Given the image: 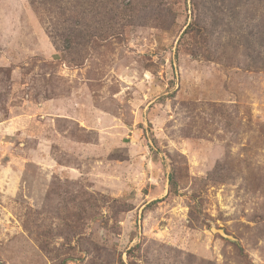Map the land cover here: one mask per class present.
<instances>
[{"label":"rangeland","instance_id":"obj_1","mask_svg":"<svg viewBox=\"0 0 264 264\" xmlns=\"http://www.w3.org/2000/svg\"><path fill=\"white\" fill-rule=\"evenodd\" d=\"M133 1L0 0V264H264V0Z\"/></svg>","mask_w":264,"mask_h":264},{"label":"trees","instance_id":"obj_2","mask_svg":"<svg viewBox=\"0 0 264 264\" xmlns=\"http://www.w3.org/2000/svg\"><path fill=\"white\" fill-rule=\"evenodd\" d=\"M64 1L65 0H30V3L35 11V13L37 14V16L41 19L42 22H49V24L51 25L52 28L57 29L59 27H61L60 25L55 26L53 24V22H67V17L68 15L72 14V12L75 11L74 5H80L82 4V7L85 8V10L80 11L81 15L84 14H90L93 10L92 8V4L94 0H68L71 2V4H73L71 7L72 8H66L64 6ZM100 3H102V6L107 7V9L110 10H116L117 12H120V10H118V6H122V7H126L128 8V6L131 8L132 7V3L134 2L133 0H98ZM259 1V0H258ZM149 5L155 4L156 7L159 10V14L155 13L153 14L154 19H156V21H160V14L161 11H166V13L169 11L170 9V5L172 4V6L174 5V0H149ZM193 2V0H192ZM109 3V4H108ZM238 5L235 4L233 5V8L237 7ZM231 8V9H233ZM87 9V10H86ZM199 15H196L195 13V17H193V22H203L199 17ZM82 17V16H81ZM172 18L175 17L174 13L171 16ZM84 18V17H82ZM49 26V25H48ZM191 26L190 24L187 25V27H185V31L187 29H189ZM69 37L68 35H64ZM67 42H70L69 39H67ZM264 67V65H263Z\"/></svg>","mask_w":264,"mask_h":264},{"label":"water","instance_id":"obj_3","mask_svg":"<svg viewBox=\"0 0 264 264\" xmlns=\"http://www.w3.org/2000/svg\"><path fill=\"white\" fill-rule=\"evenodd\" d=\"M211 232H217L219 233L221 236L227 237V238H231L230 236H228L227 234L224 233L223 229L221 228H215V227H211L210 228Z\"/></svg>","mask_w":264,"mask_h":264}]
</instances>
